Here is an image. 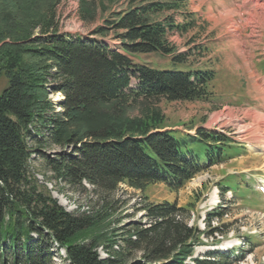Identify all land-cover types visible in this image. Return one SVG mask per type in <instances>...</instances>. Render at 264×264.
I'll return each mask as SVG.
<instances>
[{"label":"trees","instance_id":"trees-1","mask_svg":"<svg viewBox=\"0 0 264 264\" xmlns=\"http://www.w3.org/2000/svg\"><path fill=\"white\" fill-rule=\"evenodd\" d=\"M56 1L0 0V77L8 82L0 93V264H50L53 246L64 250L69 264H187L189 257L193 264H234L242 259L244 243L252 250L248 236L236 253L206 250L193 257L196 246L204 245L202 235L222 233L210 225L221 212H207V230H200L188 225L189 209L176 201L144 198L138 209L146 224L135 222L117 234L123 228L110 227L115 211L110 204L74 213L40 190L29 173L31 154L42 153L38 148L70 147L69 153L45 156V164L66 184L83 188L86 183L102 196L119 183L142 189L161 182L177 190L204 168L224 162L229 150L240 151L221 132L196 127L194 135L179 137L156 114L129 115L133 106L151 100H208L214 71L175 67L185 54L176 53L167 39L189 28L185 0H126L127 8L92 32L115 31L117 47L96 37L61 34ZM86 2L80 5L84 19L87 4L96 0ZM150 53L171 56L172 66L152 68L130 57ZM53 93L62 99L54 103L48 98ZM200 144L204 155L195 152Z\"/></svg>","mask_w":264,"mask_h":264},{"label":"rangeland","instance_id":"rangeland-1","mask_svg":"<svg viewBox=\"0 0 264 264\" xmlns=\"http://www.w3.org/2000/svg\"><path fill=\"white\" fill-rule=\"evenodd\" d=\"M83 1L58 0L53 4L58 31L96 37L110 46H119L115 31L102 36L92 32L112 13L127 8L126 0L89 2L87 19L80 11ZM182 10L188 15L186 20H190L187 32L174 31L167 36L174 51L185 54V59L175 67L213 70L215 78L208 87V100H151L133 106L129 115L156 114L162 118V125L174 129L179 137L195 134L196 127L222 132L232 138V146L237 145L239 153L229 150L224 162L204 168L177 190L161 182L147 183L142 189L119 183L113 192L102 196L86 183L83 188L72 187L57 178L44 159L45 156L55 157L58 152L69 153L70 147L38 148L42 153L31 154L29 173L40 190L69 212H95L102 205L110 204L115 210L109 218L112 219L110 227L123 228L117 234H123L135 222L146 224L144 212L138 209L144 198L148 202L176 201L178 206L189 209L188 225H196L200 230H207V212H221L222 216L213 217L210 225L218 226L222 233L216 232L212 237L202 235L204 245L197 246L193 257L232 243L238 247L241 241H246L242 238L248 236L253 242L252 250L249 251V242L244 243V257L234 264H264V195L258 190L264 185V139L259 137L264 135V119L257 115H264V0H185ZM176 21L181 23L182 18L176 16ZM38 31L32 29V34ZM130 57L136 63L159 69L169 68L173 63L171 56L158 53ZM7 85L6 77L1 76L0 93ZM48 98L56 103L62 95L53 93ZM259 122L263 125L255 130ZM30 145L36 148L33 143ZM195 152L204 155L205 146L200 144ZM219 185L229 187L220 190ZM52 248L50 264H69L63 249ZM97 250L100 257L106 256L101 247ZM186 262L193 264L191 259Z\"/></svg>","mask_w":264,"mask_h":264},{"label":"bare ground","instance_id":"bare-ground-1","mask_svg":"<svg viewBox=\"0 0 264 264\" xmlns=\"http://www.w3.org/2000/svg\"><path fill=\"white\" fill-rule=\"evenodd\" d=\"M256 88H257V85H256ZM257 90H258V89H257ZM257 115H258V117H260V118L262 117V118L264 119V115H261V114H260V115L257 114ZM261 120H262V119H261ZM263 122H264V121H263ZM263 122H262V123L259 122V124L256 125L257 127H256L255 130H259V129L261 128V126L263 125ZM259 137H262V139H264V135L259 136ZM263 142H264V141H263ZM263 146H264V144H263ZM212 201H213V199H212Z\"/></svg>","mask_w":264,"mask_h":264}]
</instances>
